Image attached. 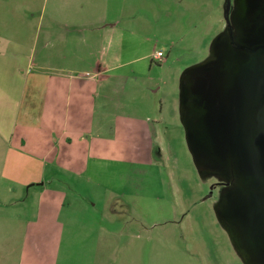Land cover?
I'll return each mask as SVG.
<instances>
[{"label": "rangeland", "instance_id": "1", "mask_svg": "<svg viewBox=\"0 0 264 264\" xmlns=\"http://www.w3.org/2000/svg\"><path fill=\"white\" fill-rule=\"evenodd\" d=\"M120 4L0 0V85L7 86L0 87V132L34 105L35 91L22 87L28 53L37 60L52 33L86 36L78 21L88 16L92 26L135 21L134 48L126 53L135 61L123 69L135 68L138 116L148 118L135 124L149 128L135 134L134 154H110L101 168L93 161L80 173L45 166L46 189L60 188L66 200L81 197V216L66 214L67 202L58 215L42 211L53 206L45 193L40 201V189L27 195L16 186L24 172L2 170V135L0 264H264V241L254 232L262 209L251 190L258 167L233 129L234 100H254L258 92L248 86L251 53L228 40V27L236 45L262 39L264 22L252 13L259 0ZM59 20L67 27H54ZM156 51L163 62L152 58ZM80 52L54 60L73 69L93 59ZM11 142L17 146L15 137ZM54 150L58 156L64 148Z\"/></svg>", "mask_w": 264, "mask_h": 264}, {"label": "crops", "instance_id": "2", "mask_svg": "<svg viewBox=\"0 0 264 264\" xmlns=\"http://www.w3.org/2000/svg\"><path fill=\"white\" fill-rule=\"evenodd\" d=\"M51 18L53 23V13ZM86 18L78 21L82 29L89 30L86 36L77 34L69 38L52 33L42 39L43 50L37 60L28 53L22 87L35 91L34 105L17 113L20 120L12 119V128L1 125L0 138L7 136L2 170L24 172L16 179V186H25L27 195L30 189H40V201H46L45 193L53 204L44 209L40 206L42 211L50 209L57 215L58 208L62 211L67 202L65 213L81 216L85 202L74 195L66 200L60 188L46 189L51 181L42 179L43 170L58 169L61 164L60 169L66 167L63 169L80 173L92 169L89 161L97 162L96 167L101 168L100 162L110 154H134L135 134L138 136L144 130V136L149 132L148 126L135 124V120L148 121L138 116L141 106L135 104V68L123 69L135 61V57L127 56L134 48L129 41L135 39V21L119 25L118 19L110 18L103 26H92L91 19ZM67 25L59 20L54 27ZM75 49L93 59L84 60L81 67L73 69L68 63L59 65L54 60L59 56L60 60L66 59ZM0 87L4 90L7 86ZM15 130L19 131L16 136ZM48 130L56 131L48 136ZM14 137L17 146L11 142ZM61 147L64 150L56 156L54 149Z\"/></svg>", "mask_w": 264, "mask_h": 264}, {"label": "flooded vegetation", "instance_id": "3", "mask_svg": "<svg viewBox=\"0 0 264 264\" xmlns=\"http://www.w3.org/2000/svg\"><path fill=\"white\" fill-rule=\"evenodd\" d=\"M259 6V10L253 9L252 13L258 11V20L264 22V0H259ZM259 28L263 34L261 40H251L249 44L236 45L234 42L230 43L232 34L228 27V40L234 49L244 46L243 50L251 53V60L247 68L248 86L258 92L257 99L252 100V97L244 95L242 98L234 100V105L238 103V106L233 110V129L236 136L243 142L249 161L253 159L258 167V174L255 173V183L251 190L258 198L262 216L260 225L255 228L254 232L257 233L258 238L264 241V23H260ZM260 50L263 51L258 52Z\"/></svg>", "mask_w": 264, "mask_h": 264}, {"label": "built area", "instance_id": "4", "mask_svg": "<svg viewBox=\"0 0 264 264\" xmlns=\"http://www.w3.org/2000/svg\"><path fill=\"white\" fill-rule=\"evenodd\" d=\"M157 62H163L164 61V59L162 60V58H161V53H160V51H157L156 53H155V55H154V57H153Z\"/></svg>", "mask_w": 264, "mask_h": 264}, {"label": "water", "instance_id": "5", "mask_svg": "<svg viewBox=\"0 0 264 264\" xmlns=\"http://www.w3.org/2000/svg\"><path fill=\"white\" fill-rule=\"evenodd\" d=\"M230 43L231 44H233V40H232V38H231V41H230ZM240 49H243L244 48V46H238ZM200 73V71L198 72V74Z\"/></svg>", "mask_w": 264, "mask_h": 264}]
</instances>
